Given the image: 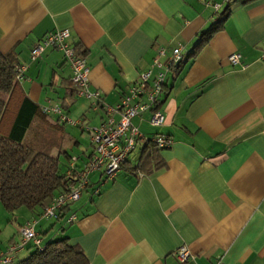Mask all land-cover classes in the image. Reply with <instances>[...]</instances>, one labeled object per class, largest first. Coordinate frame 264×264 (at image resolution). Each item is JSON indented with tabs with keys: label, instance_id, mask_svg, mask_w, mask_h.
Returning a JSON list of instances; mask_svg holds the SVG:
<instances>
[{
	"label": "crops",
	"instance_id": "crops-1",
	"mask_svg": "<svg viewBox=\"0 0 264 264\" xmlns=\"http://www.w3.org/2000/svg\"><path fill=\"white\" fill-rule=\"evenodd\" d=\"M207 1L219 8L199 0H0V53L13 51L26 66L2 128L23 98L39 112L59 106L76 125L53 127L56 117L40 112L31 126L53 122L49 153L63 157V169L70 157L77 168L89 159L84 129L99 126L106 114L73 91L61 52L45 48L31 61L32 45L67 30L68 45L80 47L89 66V90L108 107L150 69L157 49L166 64L171 50L182 48V61L166 74L163 124L151 127L147 113L132 118L142 139L119 171L112 178L89 174L77 201L55 219L64 224L48 240L66 238L87 264H180L174 257L179 247L191 256L183 264H264V0ZM225 9L222 27L196 49ZM233 53L240 56L237 65L227 62ZM157 135L170 147L157 148L152 164L135 171L145 142ZM14 212V234L0 253L19 241L25 223L34 221V231L43 233L36 229L40 211ZM70 214L75 220L66 224ZM28 252L25 246L15 259Z\"/></svg>",
	"mask_w": 264,
	"mask_h": 264
},
{
	"label": "built area",
	"instance_id": "built-area-1",
	"mask_svg": "<svg viewBox=\"0 0 264 264\" xmlns=\"http://www.w3.org/2000/svg\"><path fill=\"white\" fill-rule=\"evenodd\" d=\"M205 4H211L207 0ZM228 2L229 0H225ZM213 9L217 10L219 5L212 3ZM69 33L67 30H57L45 34L40 40L35 42L29 51V59L36 60L45 48L56 49L61 52L65 62L70 68L69 81L75 88L76 95L89 101L91 109L96 110L101 107L106 119L97 127L85 128L92 148L89 159L80 167L75 166L76 157H70L66 176L69 179L66 190L53 197L42 208L39 217L42 219H52L56 217L59 210L77 201L81 192L88 184V176L93 172L100 171L105 178H112L125 163L128 155L135 149L138 141L142 139L138 130L131 124V119L149 114L148 124L151 127H160L164 117L159 110L160 100L164 89L166 74L176 67L183 59L182 48L178 45L171 50L170 57L166 64L159 60L164 56L163 49L156 51V56L152 59L149 70L144 71L138 79L132 83L126 95L115 107L104 106L101 95L96 90H89L88 73L89 66L82 56H76L72 47L68 45ZM240 56L237 53L227 57L229 65L239 64ZM26 66L16 64L14 66V82H20L24 78ZM40 112L46 117L55 116L56 121L63 125H76L62 112L57 105H45L40 107ZM116 115V118H114ZM157 148H168L171 141L157 135L152 140ZM75 220V216L70 214L65 223L69 224ZM35 222L31 221L19 227V241L11 243L6 247L4 253H0V264H9L14 256L27 244L38 247L41 243L40 236L34 231ZM174 257L180 264L191 258L185 247H179L174 252ZM221 264V263H215Z\"/></svg>",
	"mask_w": 264,
	"mask_h": 264
},
{
	"label": "trees",
	"instance_id": "trees-1",
	"mask_svg": "<svg viewBox=\"0 0 264 264\" xmlns=\"http://www.w3.org/2000/svg\"><path fill=\"white\" fill-rule=\"evenodd\" d=\"M227 14L228 10L225 9L216 22L201 33L196 49L222 27ZM72 49L76 56L84 55L77 45H73ZM16 64L18 61L13 51L0 53V205L7 213L21 207L41 212L53 197L66 190L69 182L66 176L68 166L63 169L58 158L49 153L53 141L48 128L52 127L53 122L47 121L48 125L46 123L44 127L39 126L38 130L31 126L32 121L41 114L27 99L23 98L20 102L9 127L2 128V119L9 110L8 103L16 87L13 81ZM72 89L75 91L73 85ZM57 124L63 126L56 121L53 127ZM143 149H146L145 154H141L135 171L140 170L147 161L152 164L151 161L156 157L157 147L151 140L145 142ZM67 207L59 210L53 219H59ZM26 247L32 249L14 264H87L79 248L69 244L66 238L48 240L44 244L41 240L38 247L30 244ZM15 257L16 255L9 264Z\"/></svg>",
	"mask_w": 264,
	"mask_h": 264
},
{
	"label": "rangeland",
	"instance_id": "rangeland-1",
	"mask_svg": "<svg viewBox=\"0 0 264 264\" xmlns=\"http://www.w3.org/2000/svg\"><path fill=\"white\" fill-rule=\"evenodd\" d=\"M80 149L74 151V154H79ZM63 157H60L59 159V164L62 166L63 165V161L64 159H62ZM63 167V166H62ZM22 209H25L24 207H22ZM15 216H18L16 214V212H12V213H7L3 210L2 206L0 205V245L4 246V244H7V240L9 239V237H11L12 231H10V227H13L14 224V218ZM37 222L39 223L40 221H42L39 225H37L36 229H38L39 226H41L43 233L41 235V239L43 241V244L46 243L48 241V237H53L55 236L54 234L56 233H60V227L64 224V221H56L55 219H36ZM44 223V226H42L41 224ZM53 228V233L51 235H48L46 237V234L50 232V230ZM57 238V237H56ZM32 248L28 249L31 250ZM23 255H19L16 259H14V261L11 264H14L16 261H18Z\"/></svg>",
	"mask_w": 264,
	"mask_h": 264
}]
</instances>
